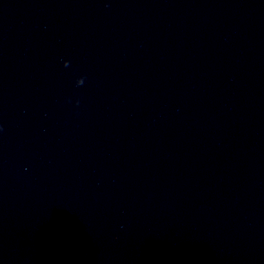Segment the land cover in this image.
Instances as JSON below:
<instances>
[{
	"label": "water",
	"instance_id": "1",
	"mask_svg": "<svg viewBox=\"0 0 264 264\" xmlns=\"http://www.w3.org/2000/svg\"><path fill=\"white\" fill-rule=\"evenodd\" d=\"M0 264H264V0H0Z\"/></svg>",
	"mask_w": 264,
	"mask_h": 264
}]
</instances>
